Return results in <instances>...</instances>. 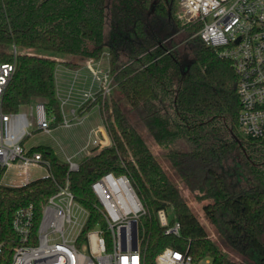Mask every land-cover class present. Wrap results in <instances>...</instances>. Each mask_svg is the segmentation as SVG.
<instances>
[{
  "label": "trees",
  "instance_id": "trees-1",
  "mask_svg": "<svg viewBox=\"0 0 264 264\" xmlns=\"http://www.w3.org/2000/svg\"><path fill=\"white\" fill-rule=\"evenodd\" d=\"M176 2L0 0V62H16L3 96L5 110L41 99L56 114V127L62 120L56 98L59 63L78 69L108 53L114 84L109 95L100 94L86 108L99 104L111 145L95 146L76 170L51 147L37 146L33 150L51 162L54 178L0 184L5 241L0 264L10 262L18 244L12 229L16 209L33 204L38 218L68 177L75 199L88 211L76 244L88 247L89 231L106 229L91 184L109 171L127 174L147 208L140 226L146 264H155L168 246L188 251L196 262L209 257L212 264H264V136L241 132L234 65L196 35L200 24L177 18ZM14 44L16 59L10 51ZM181 183L203 204L218 240L199 220ZM161 209H173L171 221L181 223L180 235L165 233Z\"/></svg>",
  "mask_w": 264,
  "mask_h": 264
},
{
  "label": "built area",
  "instance_id": "built-area-1",
  "mask_svg": "<svg viewBox=\"0 0 264 264\" xmlns=\"http://www.w3.org/2000/svg\"><path fill=\"white\" fill-rule=\"evenodd\" d=\"M177 16L183 23L200 24L197 35L201 40L232 61L239 78L241 132L251 138L264 136V0H180ZM10 51L16 59L19 48L14 44ZM92 62H86L92 72L90 89L77 88L74 81L65 85L56 81V98L62 113L58 125L71 127L82 123L87 117L88 104L100 94L105 97L112 92L110 67L102 73ZM15 69V60L0 62V184L7 185L3 179L8 174L19 171L23 174L18 184L8 186H22L40 177L54 178L51 162L42 152L28 149L25 141L38 130L50 133L56 114L50 113L45 102L38 99L30 111L4 109V92ZM104 129L109 135L105 121ZM102 131L100 127L92 129L84 146L67 156L70 170L79 168L80 161H75V156L91 145L112 144L110 135L104 134L102 138ZM37 169L44 173L34 178L32 170ZM91 188L106 229L90 230L88 247L80 248L76 244L83 228L76 237L70 236L77 200L68 177L48 198L38 218L33 204L16 209L12 229L18 244L8 264H146L140 226L147 208L129 176L109 171L93 181ZM158 216L165 233L181 234V223L177 220L172 223L168 210H159ZM4 251L5 241L0 238V260ZM204 261L212 264L209 257L196 262L188 251L168 246L156 256L155 264H203Z\"/></svg>",
  "mask_w": 264,
  "mask_h": 264
},
{
  "label": "rangeland",
  "instance_id": "rangeland-1",
  "mask_svg": "<svg viewBox=\"0 0 264 264\" xmlns=\"http://www.w3.org/2000/svg\"><path fill=\"white\" fill-rule=\"evenodd\" d=\"M179 1L177 0L176 2V8H175V14L177 16L178 11H179ZM178 18V16H177ZM182 32V31H181ZM182 34L179 33L178 36L180 37ZM197 35V34H196ZM56 56V55H54ZM58 58L60 56H57ZM70 59V57H66ZM61 59V58H59ZM99 63V68L101 72H107L109 69V55L108 53H105L100 60H98ZM61 65H64V63H59ZM91 87V82H88L87 84H84L82 86L83 89H90ZM97 88V84L95 86V89ZM76 96V95H75ZM41 100V99H38ZM34 105V101L26 104L21 107L22 111H30L31 106ZM68 108V107H66ZM87 117L86 119L80 123L73 125L71 127H65L62 125H58L56 127L52 128V131L50 133L38 130L36 131L33 135L28 137L25 141V146L30 149V148H35L37 146H49L51 147L54 152L57 154V156L62 159L66 160L68 155H72L73 152L78 150L80 147H82L89 135V130L92 127H99L102 128L101 136L103 138L104 134H107V131L104 129V120L102 118L100 108L98 104H96L94 107H92L90 110L86 112ZM134 119V118H133ZM142 130V129H141ZM145 134L146 139L148 142L151 144L153 150L159 154L162 153V150L159 149L153 142L151 137L147 134L144 129L142 130ZM108 135V134H107ZM109 137V135H108ZM111 137V136H110ZM95 145H91L89 149L82 151L79 155H76L74 160L75 161H80L83 157L86 155H89L93 152ZM162 161L163 163H167V161L164 159L162 156ZM44 173L43 170L37 169V170H32V174L35 177L41 176ZM22 172L19 171L17 174H8L4 177V182L7 185H16L20 182V179L22 178ZM180 188L182 190L183 195L189 200L190 205L194 209L195 213L197 214L199 220L201 223L205 226L207 229L208 233L210 236L218 240V234L216 231L215 226L210 222V220L206 217L204 210H203V204L201 202H198L197 199L194 197V194L190 192L188 189L185 188V186L181 183L179 184ZM174 216L173 209L169 210V217L172 218ZM88 218V212L85 210V208L77 201L74 203L73 207V226L70 229V236L72 238L76 237L78 233L81 231L83 226L85 225L86 221ZM144 217H142L141 221L143 220ZM224 251L227 252L228 254H232L227 248H224ZM232 258H240L239 255L234 254L231 255ZM203 264H208L206 261L203 262Z\"/></svg>",
  "mask_w": 264,
  "mask_h": 264
},
{
  "label": "crops",
  "instance_id": "crops-1",
  "mask_svg": "<svg viewBox=\"0 0 264 264\" xmlns=\"http://www.w3.org/2000/svg\"><path fill=\"white\" fill-rule=\"evenodd\" d=\"M92 63H94V65L99 67L98 61ZM56 81L58 85L59 84L65 85L69 81H74L77 88H82L84 84H87L88 82L92 81V72L87 67L85 62L82 63L81 67H79L78 69L70 68L66 65L59 64L56 69ZM99 127L94 126L89 130V132L92 129ZM82 147H80L78 150L73 152L72 155L76 154Z\"/></svg>",
  "mask_w": 264,
  "mask_h": 264
},
{
  "label": "water",
  "instance_id": "water-1",
  "mask_svg": "<svg viewBox=\"0 0 264 264\" xmlns=\"http://www.w3.org/2000/svg\"><path fill=\"white\" fill-rule=\"evenodd\" d=\"M234 137L236 138V140L240 141V139L238 138V136H237V135H234Z\"/></svg>",
  "mask_w": 264,
  "mask_h": 264
}]
</instances>
